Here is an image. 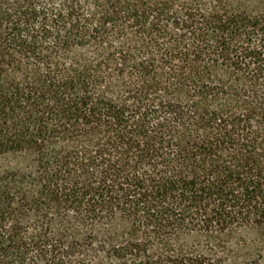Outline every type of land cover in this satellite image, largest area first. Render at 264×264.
<instances>
[{"label":"trees","instance_id":"1","mask_svg":"<svg viewBox=\"0 0 264 264\" xmlns=\"http://www.w3.org/2000/svg\"><path fill=\"white\" fill-rule=\"evenodd\" d=\"M0 264H264V0H0Z\"/></svg>","mask_w":264,"mask_h":264}]
</instances>
